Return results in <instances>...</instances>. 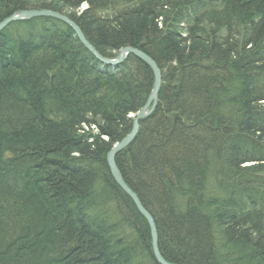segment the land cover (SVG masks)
Here are the masks:
<instances>
[{
	"label": "trees",
	"instance_id": "1",
	"mask_svg": "<svg viewBox=\"0 0 264 264\" xmlns=\"http://www.w3.org/2000/svg\"><path fill=\"white\" fill-rule=\"evenodd\" d=\"M42 8L103 56L131 46L161 70L115 162L162 257L264 264V0H0V21ZM152 83L144 62L104 65L54 18L0 31V264H159L107 164Z\"/></svg>",
	"mask_w": 264,
	"mask_h": 264
},
{
	"label": "water",
	"instance_id": "2",
	"mask_svg": "<svg viewBox=\"0 0 264 264\" xmlns=\"http://www.w3.org/2000/svg\"><path fill=\"white\" fill-rule=\"evenodd\" d=\"M35 17H50L62 21L67 24L76 34L80 43L98 60L100 63L109 66H116L119 63L123 62L125 57L128 54H133L143 60L152 70L153 72V83L151 91L149 92L147 99L144 105L137 111L136 115L132 120L131 130L128 132L126 136H124L119 142L114 144V146L107 153V164L110 169V173L116 182V184L132 199L134 204L136 205L139 212L146 218L148 224L150 226L151 232V242L153 248V254L156 261L159 264H176L169 261H166L159 252L158 248V236L156 231V226L153 221L151 215L147 212V210L141 204L137 194L129 188V186L123 180L122 174L117 168L115 162V155L124 149L135 137L139 127V121L148 116L154 109L157 104L158 92L161 86V72L158 69L157 65L154 61H152L148 56L139 50L133 47H124L119 50L118 54L113 57L103 56L98 50L85 38L84 34L80 30V28L71 20L68 16L57 12L51 9H25L17 11L16 13L6 17L5 19L0 21V31L4 29L9 23L17 20H25Z\"/></svg>",
	"mask_w": 264,
	"mask_h": 264
},
{
	"label": "bare ground",
	"instance_id": "3",
	"mask_svg": "<svg viewBox=\"0 0 264 264\" xmlns=\"http://www.w3.org/2000/svg\"><path fill=\"white\" fill-rule=\"evenodd\" d=\"M83 6H85L86 4L84 3V4H82ZM81 7V6H80ZM86 7V6H85ZM80 9V8H79ZM85 9V8H84ZM17 12V11H16ZM16 12H14V13H16ZM58 12V11H57ZM61 13V12H60ZM63 14V13H62ZM64 15H66V14H64ZM10 16V15H9ZM67 16V15H66ZM8 17V16H7ZM69 17V16H68ZM6 18V17H5ZM4 18V19H5ZM70 18V17H69ZM71 19V18H70ZM3 20V19H2ZM57 20V19H56ZM72 20V19H71ZM59 21V20H58ZM74 21V20H73ZM60 22H62V21H60ZM63 23V22H62ZM74 23L79 27V25L74 21ZM10 24V23H9ZM8 24V25H9ZM65 24V23H64ZM7 25V26H8ZM67 25V24H66ZM68 26V25H67ZM4 28H6V27H4ZM80 28V27H79ZM3 30V29H2ZM1 30V31H2ZM80 30H81V28H80ZM82 31V30H81ZM74 32V31H73ZM83 33V32H82ZM84 34V33H83ZM76 35V34H75ZM85 36V35H84ZM77 37V36H76ZM86 38V37H85ZM125 47H128V46H125ZM129 47H131V46H129ZM122 48H124V47H122ZM121 48V49H122ZM133 48H135V47H133ZM135 49H137V50H139L140 52H142V53H144L146 56H148L152 61H154L155 62V64L157 65V67H158V69L160 70V68H159V66H158V64L156 63V61L152 58V56H150V55H148L147 53H145L144 51H142L141 49H139V48H135ZM120 50V49H119ZM119 50L117 51V53L116 54H118V52H119ZM129 55H133V54H128L126 57H125V59L129 56ZM135 58H137L138 60H140V61H142V62H144L143 60H141L139 57H137L136 55H133ZM96 59V58H95ZM125 59H124V61H125ZM123 61V62H124ZM123 62H121V63H123ZM121 63H119V64H121ZM145 63V62H144ZM103 64V63H102ZM146 64V63H145ZM147 65V64H146ZM148 66V65H147ZM149 67V66H148ZM150 68V67H149ZM150 70H151V68H150ZM152 71V70H151ZM160 72H161V70H160ZM153 73V72H152ZM151 88H152V86H151ZM150 91H151V89H150ZM137 113V112H136ZM136 113H131L130 114V117L132 118V120H133V118H134V116L136 115ZM251 163L250 162H248V164L247 165H250ZM126 183V182H125ZM127 184V183H126ZM130 188V187H129ZM131 189V188H130ZM145 218V217H144ZM146 219V218H145ZM148 222V221H147ZM152 250H153V248H152ZM165 259V258H164ZM166 260V259H165ZM166 261H168V260H166Z\"/></svg>",
	"mask_w": 264,
	"mask_h": 264
},
{
	"label": "rangeland",
	"instance_id": "4",
	"mask_svg": "<svg viewBox=\"0 0 264 264\" xmlns=\"http://www.w3.org/2000/svg\"><path fill=\"white\" fill-rule=\"evenodd\" d=\"M84 8H85V6H83V5H81V7H80V11H83L84 10ZM43 9V8H42ZM35 18H38V17H35ZM31 19V18H30ZM25 20H27V19H25ZM17 21H20V20H17ZM14 22V21H13ZM115 53H117V52H115ZM248 164V162H246L245 163V165H247Z\"/></svg>",
	"mask_w": 264,
	"mask_h": 264
}]
</instances>
